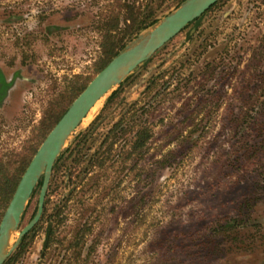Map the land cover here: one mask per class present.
<instances>
[{
	"label": "rangeland",
	"instance_id": "rangeland-1",
	"mask_svg": "<svg viewBox=\"0 0 264 264\" xmlns=\"http://www.w3.org/2000/svg\"><path fill=\"white\" fill-rule=\"evenodd\" d=\"M117 1L0 0L3 162L37 151L44 125L98 73L100 27ZM183 1L121 3L152 9L159 21ZM127 10L122 7V16ZM121 84L110 103L120 85L96 104L61 153L96 122L79 163L71 157L53 170L47 215L10 264H67L68 242L81 228L91 229L83 264H262L264 0H219ZM120 120L127 132L108 139ZM142 125L153 131L144 152L99 167L110 143L119 153ZM64 204V244L43 256L49 215Z\"/></svg>",
	"mask_w": 264,
	"mask_h": 264
},
{
	"label": "water",
	"instance_id": "water-1",
	"mask_svg": "<svg viewBox=\"0 0 264 264\" xmlns=\"http://www.w3.org/2000/svg\"><path fill=\"white\" fill-rule=\"evenodd\" d=\"M218 1L184 0L175 10L141 30L74 99L35 152L0 220V264L10 258L23 238L40 222L54 165L96 104ZM40 181L36 213L21 227L28 203Z\"/></svg>",
	"mask_w": 264,
	"mask_h": 264
},
{
	"label": "trees",
	"instance_id": "trees-1",
	"mask_svg": "<svg viewBox=\"0 0 264 264\" xmlns=\"http://www.w3.org/2000/svg\"><path fill=\"white\" fill-rule=\"evenodd\" d=\"M123 6L128 7L127 13L124 16H122L120 12ZM203 15L192 23H199L202 20ZM122 21L124 22V25H121ZM155 22H157V17L155 16L154 10H140V8L135 10L133 6H130L126 3L122 4L121 0H118L114 8L110 11L108 19L103 24V26L100 27V31L102 33V38L99 45L101 49V61L100 64L96 67V72H99L102 68H104L110 62V60L118 54L119 50L125 45L127 40L131 39L141 30L146 29ZM122 85L123 84H121L117 88V90H114L110 94L107 99V103H110L119 94ZM0 86H2V83H0ZM85 86L86 85H84V87ZM84 87H82L81 90L76 93V96L79 95ZM2 88L3 87H0V100L2 99L3 95H6V89ZM66 110L67 108L62 109V111L59 112L58 115H54L49 119L48 124L44 125V127L42 128V134L40 135L41 141L46 137L48 132L54 127V125L58 122V120ZM123 124V120H120L116 124H114V126L110 129L107 138H120L123 134H125L127 130L125 129ZM95 127L96 122L94 121L85 131L81 132L76 137L74 144H72V146H70L56 161L53 169L54 173L59 171L61 165L65 164V161L71 157H74L73 164L79 163L80 155L87 148ZM152 137L153 131L150 126L142 125L138 127L136 130H133V136L126 141L119 153H113V142L110 143V145L100 154L101 160H99V167H106L111 160L113 162L112 164H109V167L115 166L117 163H126V161L131 157L138 156L139 154L144 152V150L148 147ZM106 141L104 143H106ZM35 152L36 147L30 149L29 151H26L25 153H22L21 157L16 155L18 157L16 162L8 161L5 163L0 158V220L15 192L19 180L21 179ZM116 155L118 157L114 159ZM71 175H74V173L72 172ZM41 185L42 181L39 182L36 189L34 190L32 198L38 192ZM51 188L52 184H50L49 189ZM50 193L51 190L48 192V196ZM71 196L72 193L70 194L68 199ZM47 203L48 200H46L41 221L47 215ZM65 204L67 205V201ZM65 204L57 208L53 214L49 215V217L52 218L46 229V237L44 240L42 251L43 256L50 254L52 251L56 252L57 249H59V246L64 244V238H61L60 236V228L62 227V225H64L65 222ZM36 210L37 208L34 210L31 219L35 215ZM90 230V228L88 230L81 228L80 230H77L69 240L68 248H71L72 252L68 257L67 264H83L80 262V259L82 258L84 247L87 245L86 236L88 235V231ZM27 236L28 234L23 238L19 246V250L23 247L24 241ZM11 261L12 257H10L5 262V264H10ZM262 264H264V261L262 262Z\"/></svg>",
	"mask_w": 264,
	"mask_h": 264
}]
</instances>
